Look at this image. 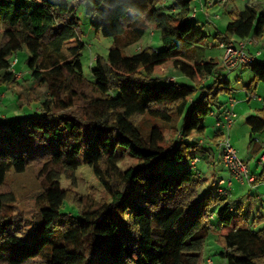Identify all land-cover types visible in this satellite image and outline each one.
Segmentation results:
<instances>
[{"label":"trees","instance_id":"1","mask_svg":"<svg viewBox=\"0 0 264 264\" xmlns=\"http://www.w3.org/2000/svg\"><path fill=\"white\" fill-rule=\"evenodd\" d=\"M87 1L95 32L113 38L108 56L95 58L93 81L83 73L82 43L70 47L72 59L62 53L64 43L80 35L75 11ZM227 1L233 3L231 19L216 31L217 46L263 36L261 9ZM192 9L191 0H0V18L7 25L0 41V86L24 87L27 103L35 101L40 111L0 121V264H206L205 242L213 230L228 264H264V216L253 221L261 228H241L248 217L228 196L217 189L199 196L201 180L188 165L168 170L169 162L186 164L190 149L201 146L200 118L214 110L211 104L221 107L219 95L230 87L220 61L191 64L176 57L179 49L209 36L204 24L193 21L198 9ZM148 30L160 31L162 47L124 55L123 48ZM23 46L31 56L29 78L20 80L12 61ZM166 63L194 85L180 84L178 76H156V68ZM249 69L246 90L253 93L264 83V61ZM216 73L215 82L205 84ZM146 116L175 127L181 139L168 143L157 124L144 131ZM245 122L252 137L263 132L264 104ZM217 140L216 133L212 142ZM119 147L137 164L120 170ZM34 162L42 163V188L20 207L15 192L5 187L7 177ZM83 162L109 199L61 187V176H73ZM157 179L159 188L149 192ZM68 204L75 214L64 210Z\"/></svg>","mask_w":264,"mask_h":264},{"label":"rangeland","instance_id":"2","mask_svg":"<svg viewBox=\"0 0 264 264\" xmlns=\"http://www.w3.org/2000/svg\"><path fill=\"white\" fill-rule=\"evenodd\" d=\"M68 1L72 2L73 0ZM162 1H164L166 4H171L173 2V0H158L160 3ZM249 3L257 6L258 9H261V11L264 12V0H249ZM191 4L193 9L194 7L198 9L197 19L193 21L204 24V30L209 34V36L199 44L179 49L176 57L191 64L200 61H209L211 59L220 61L221 57L223 56V49L220 46H217L215 33L218 29H223L230 21V11L233 7V3L228 2L227 0H198L197 2L192 0ZM236 4L241 8L243 7L240 2H236ZM91 6L92 5L89 1L77 6L75 16L77 17L80 25V35L73 37L68 42L64 43L62 46V53L66 58L72 59L73 54L70 50V47L82 43L84 48L81 50L80 59L83 73L85 77L93 81L94 76L92 69L96 66L95 58L97 55L102 57L108 56L109 49L113 44V38L106 37L95 32V29L91 25V15L88 13V10ZM212 23L217 24L213 25ZM6 26V22L0 18V41ZM60 28L61 25H56L55 27V29L58 30ZM251 39L252 46L262 51V56H260L258 60L264 61V34L258 38L251 37ZM146 46H153L156 48L162 47L159 30H148L139 41L123 48L122 51L124 55L129 56L137 53L140 49ZM30 56L31 54L26 46H23L20 51L14 54L13 60H15V58L17 59L16 66L14 68L17 70V73H20L19 75H16L20 80L29 78V67L27 60ZM246 68L248 69V67ZM247 69L242 71L244 78H249V75H251V72H249L250 70L248 71ZM176 71L177 70L174 69L171 63H166L156 68L154 74L162 78H167L168 80L178 76L176 79L180 84L188 86L194 85V82L191 78L181 75ZM239 73L240 69H235L228 74L223 70L220 72L222 76L227 77L231 81L232 90L230 92L224 91L220 93L219 101L222 105L219 109L215 104H211V107L214 110H223L225 108H230L231 99L236 101L234 110L237 113L236 120H238V130H236L235 127L233 130L229 129L231 142L236 147L238 155L241 159L245 161H250L252 159L254 160L250 166L251 169L257 168L262 172L264 168L258 163V160L261 154L264 152V131L252 137L250 130H248V126L244 123L241 127L239 126V123L241 124V120L255 114L256 110L263 106L264 83H259L256 91L253 92L254 97L247 99L248 91L246 92L244 89H238V82L235 81V78ZM217 75L218 73L212 74L207 78L209 80V84H213L215 82ZM44 92L45 87L40 88L39 93L42 94ZM17 93L20 94V98L17 97ZM27 97H29V95L22 86L19 87L17 85H13L9 89L5 86H0V121H6L14 117L39 115L40 111L38 103L35 101L32 103H27ZM80 104V101H78V105ZM188 111L189 108L187 109L186 113ZM209 115L203 116L200 119L201 124L207 125V129L204 133L206 135V139L203 140L212 142V137L216 134V132L213 134V130H217V128L215 126V117ZM150 124H157L162 128V130L165 132L166 141L168 143L176 141L177 139H181L182 137L181 134L175 130V127H172L171 125L164 123L161 120L154 119L150 116L145 117L144 122H141V127L145 131L150 126ZM211 144L213 145L214 143L212 142ZM215 146L217 147V144ZM215 146H212L215 156L218 160H222L220 150ZM198 147L200 148L201 146H194L190 149V158L186 164H180L177 166L173 161H171L168 163V170L177 171L188 165L193 171L199 174H195V178L201 180L199 196L207 195L210 192L216 193V183L219 179L217 178L216 180V176L214 175L215 171L212 165L208 163L207 156L202 154L203 152L198 150ZM258 149L259 151L263 150L259 157L250 158L249 156H251L252 153L256 152ZM118 154L121 156V159L118 162L120 170L124 171L137 164V159L130 152H124L121 147L118 148ZM196 154H198L201 158L200 162L196 165L198 172L191 165V161ZM41 167L42 163L34 162L24 173L12 171L8 174L7 184L5 187L7 189L10 188L15 192L20 207L23 206V202L27 196L39 192V190L42 188V182L38 174ZM225 172L227 173L225 177L229 176V171L227 169H225L223 173ZM160 183L161 179H157L150 185L148 191H155L157 188H159ZM60 184L65 190H74L75 192L83 195H92L95 200L98 201L109 199V194L106 192L99 179L93 173L92 168L84 162L79 166L76 172H74L73 176H71L70 173L63 174L61 176ZM252 186L253 185H250L249 187ZM261 187L264 189V185ZM260 202L261 201L256 199V197L253 195L250 200H247L246 206L244 205V208L238 210L248 217L247 221L241 223V228L259 229L262 227L261 224L253 223V221L258 217L264 216V209H262L260 212L258 211ZM234 203L235 206L240 204L237 201H234ZM64 210L72 214L76 213V210L70 204L66 205ZM213 222L216 226L220 225V222L217 218L214 219ZM223 251V246L218 242V233L216 230H213L205 242L204 252L206 255V260L211 258L213 260V264H228L227 259L222 256Z\"/></svg>","mask_w":264,"mask_h":264},{"label":"built area","instance_id":"3","mask_svg":"<svg viewBox=\"0 0 264 264\" xmlns=\"http://www.w3.org/2000/svg\"><path fill=\"white\" fill-rule=\"evenodd\" d=\"M193 12L192 16L194 17L196 11L194 10ZM251 46V37L239 41L232 40L222 42L220 44V47L223 49L222 65L227 74L242 67L249 68L260 56H262V51L260 49L251 52ZM16 62L17 59L15 58V60L12 61V65H15ZM19 74L20 73H16V75ZM170 79L175 80V77ZM252 97H254L253 93L248 92L247 99H251ZM235 105L236 101L231 99L230 108H225L219 112L212 110L209 113L211 116L215 117L216 133L218 135L217 147L220 150L223 164L229 171V176L221 177L217 184V193L221 196H228L231 187L236 182L250 186L253 185L256 180V176L251 173L248 163L240 158L236 147L231 142L229 129L237 119V113L234 110ZM199 161V157L196 156L193 158L192 165L194 168ZM258 163L264 168V152L261 154ZM206 264H213L212 259L208 258Z\"/></svg>","mask_w":264,"mask_h":264},{"label":"crops","instance_id":"4","mask_svg":"<svg viewBox=\"0 0 264 264\" xmlns=\"http://www.w3.org/2000/svg\"><path fill=\"white\" fill-rule=\"evenodd\" d=\"M193 1L197 2L198 0H193ZM236 2H240L243 5V7L245 6V4H251V3H249V0H236ZM212 24L215 25L217 23H212ZM256 49L258 50V48H255L253 46L250 47V51L251 52L256 51ZM220 62L222 64V57H221ZM239 69H240V73L235 78V81L238 82L237 87H238V89H244L247 92L246 86L248 85L250 79L252 78V73H251V75H249V78H244V76L242 75V71L246 70L247 68L246 67H242V68H239ZM247 70L249 71L250 69L248 68ZM249 72H251V71H249ZM207 80L208 79L205 80V84L209 85V80L208 81ZM226 80L230 82V87H229V92H230L232 90V83L227 77H226ZM216 111L219 112V111H221V109L220 110H216ZM209 116H211V115H209ZM245 120H246V118L241 120L242 123L241 124L239 123V126L242 127V125L244 123L246 124ZM237 121L238 120L235 121V123L233 124V126L230 129L233 130V128L235 127L236 130H238ZM204 126H205V131H206L207 125L204 124ZM248 130H250V129H248ZM215 132H216V129L213 130V134H215ZM203 139H206V135L205 134H204L203 137H201L199 139V142L201 144V147H200L201 149L198 147V150H201V152H203L202 154L207 156L208 163H210L212 165V167H213V169H214V171L216 173V174L214 173V175L216 176V180H217V178L219 179L221 177H225V175L227 173L226 172L223 173V172L226 169V167L224 166L222 160L221 159L218 160L217 157L215 156L214 149L212 148V146H215V145L214 144L212 145L211 144L212 142H209L207 140L204 141ZM262 151L263 150L259 151V149H258L256 152L252 153V155L249 156V157L250 158L259 157V155L262 153ZM195 156H199V155L196 154ZM253 161L254 160L252 159L250 161L247 160L246 162L249 165V169H250L251 173H253L256 177H258L259 175H261L263 173L261 178H260V181L257 184L253 185L252 187H249V185H242V184L236 182L233 185V187H232V189L230 191L228 199H229V201H232V202H234V201L239 202L240 204L238 206L240 208H244V205L246 206L247 200H250L251 197L254 195L256 197V199H258L259 201L262 202V203L260 202V205H259V208H258V211L260 212L262 209H264V189L261 187V186L264 185V172H263L264 170L261 172L257 168L251 169L250 166H251ZM216 187H217V183H216ZM232 207L234 208L235 204Z\"/></svg>","mask_w":264,"mask_h":264}]
</instances>
